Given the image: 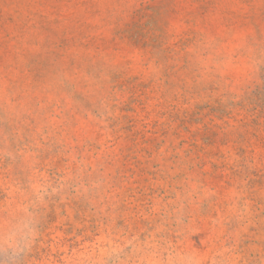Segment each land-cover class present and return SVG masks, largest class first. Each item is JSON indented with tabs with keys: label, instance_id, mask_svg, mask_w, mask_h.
I'll list each match as a JSON object with an SVG mask.
<instances>
[{
	"label": "rangeland",
	"instance_id": "obj_1",
	"mask_svg": "<svg viewBox=\"0 0 264 264\" xmlns=\"http://www.w3.org/2000/svg\"><path fill=\"white\" fill-rule=\"evenodd\" d=\"M0 264H264V0H0Z\"/></svg>",
	"mask_w": 264,
	"mask_h": 264
}]
</instances>
